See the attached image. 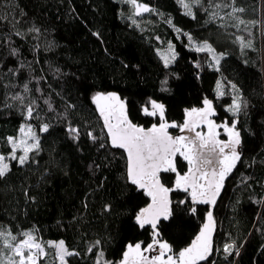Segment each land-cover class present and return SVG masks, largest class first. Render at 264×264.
<instances>
[{
	"label": "trees",
	"instance_id": "trees-1",
	"mask_svg": "<svg viewBox=\"0 0 264 264\" xmlns=\"http://www.w3.org/2000/svg\"><path fill=\"white\" fill-rule=\"evenodd\" d=\"M139 2L156 11L135 17L136 27L128 18L131 6L122 0H0V153L8 154L3 138L18 136L24 122L16 107L3 106L5 95L22 93L24 83L32 90L27 95L36 100L40 116L51 125L41 134L35 162L21 167L9 161L12 169L0 179V225L14 234L35 229L45 245L63 240L79 253L68 258L70 264H95L99 251L106 260L118 262L128 243L146 246L151 229H140L134 217L150 198L127 181L123 150L100 148V141L88 138L89 131L99 136L102 127L91 98L98 92L117 93L127 100L129 119L146 129L160 123L141 111L149 98L163 103L165 119L177 124L183 123L185 109L202 107L208 98L214 102L217 115L212 119L217 124L238 119L241 160L225 179L215 206L195 205L192 214L191 203L177 206L189 199L186 194L172 192L174 218L160 224V238L178 253L195 239L211 210L216 222L213 253L201 264H264V0H212L229 5L219 9L224 19L212 22L199 7L193 8L195 19L185 16L176 0ZM233 8L243 11L227 15ZM33 27L39 33L30 32ZM16 30L25 34L23 38L14 34ZM182 33L197 42L208 41L225 54L219 72L208 67L207 54L194 52ZM237 37L252 46L241 49ZM169 44L176 60L165 68L161 54ZM10 47L18 49V56L9 54ZM21 62L25 67L20 68ZM9 68L19 71L13 75ZM165 79L168 91L161 90ZM217 81L227 93L232 84L237 86L248 101L246 112L234 118L225 111L231 96L215 100ZM6 84L16 87L6 89ZM44 99L51 101L54 112L47 110ZM29 123L38 131L39 120ZM69 124L80 129L78 141L65 131ZM169 132L178 135L179 129ZM219 138L227 140L222 131ZM177 170L181 175L187 171L179 156ZM161 180L173 187L175 173H163ZM106 204L110 212H103ZM96 240L100 246L89 252ZM225 244L236 245L227 259ZM47 251L40 264H54V250Z\"/></svg>",
	"mask_w": 264,
	"mask_h": 264
},
{
	"label": "snow or ice",
	"instance_id": "snow-or-ice-1",
	"mask_svg": "<svg viewBox=\"0 0 264 264\" xmlns=\"http://www.w3.org/2000/svg\"><path fill=\"white\" fill-rule=\"evenodd\" d=\"M122 2L131 6L132 11L128 18L136 27H139V24L135 17L156 11L139 0H122ZM176 2L182 7L183 14L192 19L196 18L193 8H202L209 15L208 22L215 21L217 18L223 20L224 17L220 16L219 9L229 7L227 4H214L212 0H208L207 8L204 6V0H176ZM237 11H243V9L233 8L232 12L227 15L234 17ZM236 19L238 20V18ZM168 23L171 24V20ZM239 23H244V21L239 20ZM221 27H226V25L221 24ZM13 29H15V23H13ZM29 31L39 33L40 30L33 27ZM176 31L181 32L180 29H176ZM14 34L21 38L25 35L18 30ZM182 34L187 37L194 52L207 54L208 67L219 72L220 62L225 54L217 53L208 41L197 42L190 34ZM237 41H239L241 49L252 46L251 41L245 42L243 37H237ZM51 47L52 44L49 43L48 48ZM9 54L13 57L18 56V49L10 47ZM161 59L165 68L176 60V52L172 44L168 45L167 53L161 54ZM23 67L25 65L21 62L20 68ZM195 67L200 68L201 64L197 62ZM18 71L19 69H8V72L13 75H16ZM55 71L59 72V69ZM167 83V79L161 82L162 91H168ZM4 87L6 89L14 88L16 85L6 84ZM231 89L232 92L227 93L223 83L217 81L215 100L230 95L231 101L225 111L235 118L241 112H246L248 101L241 96L240 90L235 84L231 85ZM31 91L28 82H26L22 86V93L5 95L3 106L9 109L16 107L24 122L18 129V136L3 138L6 145L9 146V151L7 155L0 153V179H3L11 171L13 165L9 161L15 162L21 167L30 161L35 162L33 154L39 155L41 151V134L47 133L51 127L50 123L44 122L43 117L37 111L36 100L28 97L27 94ZM36 91L41 92V89L37 88ZM91 99L102 119V127L99 136L89 131L88 138L93 143L100 141V148L107 146L123 150L126 154L127 181L142 190L143 194L151 201L146 207L141 208L134 217L135 224L140 229L146 227L151 229V241L146 246H142V242L128 243L118 262L106 260L104 252L99 251L95 264H201L202 261H208L213 253V233L216 225L211 210L207 211L206 221L195 239L189 246L176 254H173V248L167 241L161 240L159 226L162 222L174 218L173 201L170 199L172 192L180 191L186 194L189 199H181L177 206L191 203L193 205L190 209L192 214L197 212L195 205H216L225 179L236 167L237 162L241 160L242 137L241 131L237 127L238 119H233L230 124L227 120L217 124L212 119L217 115L214 102L212 99L204 98L202 107L185 109V119L182 124L169 123L165 119V105L149 98L146 104L142 105L141 111L144 116L158 117L160 123L152 124L146 129L134 124L129 119L127 100L122 99L117 93L98 92ZM26 100L27 103H25ZM44 104L47 105L49 112L55 111L49 99H44ZM69 107L75 106L69 105ZM32 120L40 121L38 131L35 125L29 123ZM200 127H206L207 131H197V128ZM170 128H178L180 133L188 132L194 133V135L173 136L169 132ZM221 128L226 134L227 140L219 139V129ZM65 131L74 141L79 140V128L69 124ZM178 156L187 163V171L182 175L177 170ZM96 167L98 168L99 165ZM162 173H175L173 187H167L162 183ZM84 207L87 208V204ZM110 211L111 205H104L103 212ZM100 244V240L94 241L90 244L88 251H93ZM235 248V244L224 245L223 252L226 259L233 255ZM47 249L54 250V264L56 261L58 264H70L68 258L79 255L78 252L70 250L63 240L49 241L45 245L36 235L35 229L14 234L11 230L0 225V264H40V261L49 255ZM150 253L156 254L151 255ZM236 255H239L238 250Z\"/></svg>",
	"mask_w": 264,
	"mask_h": 264
},
{
	"label": "rangeland",
	"instance_id": "rangeland-1",
	"mask_svg": "<svg viewBox=\"0 0 264 264\" xmlns=\"http://www.w3.org/2000/svg\"><path fill=\"white\" fill-rule=\"evenodd\" d=\"M167 50H168V48H165V51H163L162 54L167 53ZM219 130L222 131V132H224L222 128L219 129ZM197 131L206 132L207 129H206V127H200V128H197ZM150 254L151 255H155L156 253H150Z\"/></svg>",
	"mask_w": 264,
	"mask_h": 264
},
{
	"label": "water",
	"instance_id": "water-1",
	"mask_svg": "<svg viewBox=\"0 0 264 264\" xmlns=\"http://www.w3.org/2000/svg\"><path fill=\"white\" fill-rule=\"evenodd\" d=\"M171 134V133H170ZM173 136H176V135H174V134H172ZM178 135H194V133H188V132H184V133H180L179 132V134ZM220 139V138H219ZM163 174V173H162ZM161 174V175H162ZM140 190V189H139ZM219 198V197H218ZM218 198H217V200H218ZM170 199L172 200V197H171V193H170ZM151 202V201H150Z\"/></svg>",
	"mask_w": 264,
	"mask_h": 264
}]
</instances>
